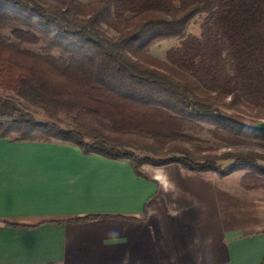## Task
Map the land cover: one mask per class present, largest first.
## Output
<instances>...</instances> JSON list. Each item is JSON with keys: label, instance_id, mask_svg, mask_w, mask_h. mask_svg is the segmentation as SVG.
Here are the masks:
<instances>
[{"label": "trees", "instance_id": "16d2710c", "mask_svg": "<svg viewBox=\"0 0 264 264\" xmlns=\"http://www.w3.org/2000/svg\"><path fill=\"white\" fill-rule=\"evenodd\" d=\"M201 15V37L186 36ZM0 27L20 43L43 39L60 53H36L0 35V90L50 119L75 115L67 129L0 97V139L74 145L84 155L127 161L144 179L147 165L219 178L243 171L244 190L264 189V153L198 155L181 142L210 127L232 146L264 148V133L253 128L264 121V0H0ZM170 39L182 41L166 61L146 53ZM100 121L113 132L101 131ZM127 132L146 136L135 140L150 155L117 140ZM223 161L232 163L223 168Z\"/></svg>", "mask_w": 264, "mask_h": 264}, {"label": "crops", "instance_id": "0c3cea01", "mask_svg": "<svg viewBox=\"0 0 264 264\" xmlns=\"http://www.w3.org/2000/svg\"><path fill=\"white\" fill-rule=\"evenodd\" d=\"M143 171L0 139V264H262L264 189L244 190L238 172Z\"/></svg>", "mask_w": 264, "mask_h": 264}, {"label": "rangeland", "instance_id": "374dc122", "mask_svg": "<svg viewBox=\"0 0 264 264\" xmlns=\"http://www.w3.org/2000/svg\"><path fill=\"white\" fill-rule=\"evenodd\" d=\"M82 3L88 4L94 0H80ZM206 19V15H201L196 17L188 26L186 36H195V37H201L202 34V25ZM103 30L105 33L114 38L118 36V33L106 28L105 26L103 27ZM0 35L3 36L5 39H7L10 42L18 43L22 48L36 52V53H41V54H46L50 52L52 55L59 57L60 53L58 50H53L50 49L46 43L45 40L41 39L38 43L36 44H29V43H20L17 39L14 38L12 35V29L9 27H0ZM181 39H170V40H164L160 42H156L155 44L151 45L147 50L146 53L151 55L154 58H157L159 60L166 61L167 60V55L169 51L172 49H175L180 46L181 44ZM0 97L3 98H9L14 101H16L20 106H22L24 109H27L30 111L37 120L45 122V121H54L57 122L60 126L63 128L67 129H72L75 127V122L74 114H66L62 113L59 114V116L55 119H50L46 114L43 112L31 108L27 106L22 100H20L14 93L11 92H6V91H1L0 90ZM228 115L234 118H240L241 116L233 113V112H228ZM100 124L103 126V131L104 129L113 132V129L110 127L109 123L100 121ZM213 128L210 127H203L200 128L194 132L188 131L185 133V135L190 136L193 140L191 141H181L186 144V146L191 149L192 151H195L198 155H207V154H217L221 155L227 152H238L243 149H249L253 148L256 151H259L261 153H264V148L261 147H248V146H232L228 142L216 137L213 133ZM135 137H142L137 133H125L119 136L117 140L119 141H127L130 145H133L134 149L136 150V153L140 156H146L150 155L149 152L145 151V144L141 142H136ZM134 138V139H133ZM147 137H142V139ZM232 161H223L220 162V165L223 168L228 167ZM240 175H244L246 172L240 171L238 172Z\"/></svg>", "mask_w": 264, "mask_h": 264}, {"label": "water", "instance_id": "95a60500", "mask_svg": "<svg viewBox=\"0 0 264 264\" xmlns=\"http://www.w3.org/2000/svg\"><path fill=\"white\" fill-rule=\"evenodd\" d=\"M253 128L259 132H262L264 133V121H261V122H258V123H255Z\"/></svg>", "mask_w": 264, "mask_h": 264}]
</instances>
